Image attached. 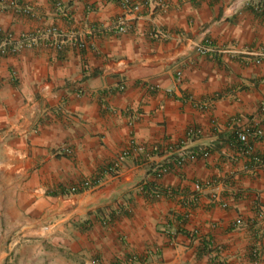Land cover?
Segmentation results:
<instances>
[{"label":"crops","instance_id":"obj_1","mask_svg":"<svg viewBox=\"0 0 264 264\" xmlns=\"http://www.w3.org/2000/svg\"><path fill=\"white\" fill-rule=\"evenodd\" d=\"M130 1L0 2V264H264V0Z\"/></svg>","mask_w":264,"mask_h":264},{"label":"built area","instance_id":"obj_2","mask_svg":"<svg viewBox=\"0 0 264 264\" xmlns=\"http://www.w3.org/2000/svg\"><path fill=\"white\" fill-rule=\"evenodd\" d=\"M2 2V0H0ZM122 7L129 8L136 10L138 8L137 4H133L130 0H119ZM11 4H16V0H11ZM25 13H30L29 8H24L23 10ZM119 33L126 32V27L124 25H119L116 29ZM33 37L32 34L23 33L19 39H14L12 33L10 31H5L0 28V56H6V55H12L15 54L22 49L26 48L27 46H30L31 41ZM212 50L211 42L209 39H205L203 43L198 44L196 46V51L202 55L207 54ZM177 77L180 79L181 72H177ZM198 131L195 127L191 126L187 129L186 137H191L194 134H196ZM251 132L254 137H259L262 134V130L259 128H254L250 130L249 128L243 129L242 131L238 132V139L241 143L244 145L247 143L248 140V133ZM186 139V138H185ZM184 140H182L178 145L182 144ZM142 150L141 147H136L135 151ZM65 153L70 154L71 150L69 148L64 149ZM129 155L128 150H123L120 153H118L111 161H109L107 164H105L101 171H99L95 176L91 178H85L82 179L78 184L72 185L71 187H68L67 191L64 192V194H70V193H76L80 190H87L94 187L99 186L103 182V174H111L116 175L118 171L120 170L122 163L124 159ZM207 155V152L199 149L189 152L186 156L188 158H196L199 156H205ZM183 161V157H180L178 159V163H181ZM169 171L168 165H157L155 167V176L161 177L165 173ZM151 196L158 197L160 196V192L157 191V189L152 190V192L149 193ZM106 221V219H104ZM239 220L236 221V224H238ZM260 256V250L252 249V258L254 264H257L259 261Z\"/></svg>","mask_w":264,"mask_h":264}]
</instances>
